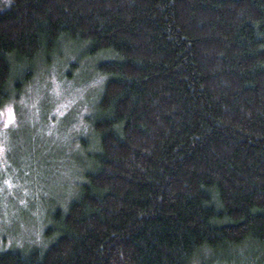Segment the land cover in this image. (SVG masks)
Here are the masks:
<instances>
[{"label":"trees","instance_id":"obj_1","mask_svg":"<svg viewBox=\"0 0 264 264\" xmlns=\"http://www.w3.org/2000/svg\"><path fill=\"white\" fill-rule=\"evenodd\" d=\"M2 1L0 108L60 45L101 84L70 197L0 264H264V0Z\"/></svg>","mask_w":264,"mask_h":264},{"label":"rangeland","instance_id":"obj_2","mask_svg":"<svg viewBox=\"0 0 264 264\" xmlns=\"http://www.w3.org/2000/svg\"><path fill=\"white\" fill-rule=\"evenodd\" d=\"M58 49L63 58H53L49 66L38 62L19 99L0 108V185L9 191L2 194L6 202L0 207V247L23 240L37 243L48 208L54 201H67L71 181L78 177L73 176L78 152L71 146L72 135L86 132L76 124L68 129L67 115L75 105L81 113L88 109L85 96L93 99L101 80L85 61L79 63L80 71L72 68L78 52L62 45Z\"/></svg>","mask_w":264,"mask_h":264}]
</instances>
